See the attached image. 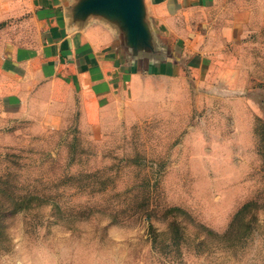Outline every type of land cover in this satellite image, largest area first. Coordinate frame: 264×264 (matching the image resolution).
I'll return each instance as SVG.
<instances>
[{
  "label": "rangeland",
  "instance_id": "obj_1",
  "mask_svg": "<svg viewBox=\"0 0 264 264\" xmlns=\"http://www.w3.org/2000/svg\"><path fill=\"white\" fill-rule=\"evenodd\" d=\"M201 15L124 109H0V264H264V0Z\"/></svg>",
  "mask_w": 264,
  "mask_h": 264
},
{
  "label": "crops",
  "instance_id": "obj_2",
  "mask_svg": "<svg viewBox=\"0 0 264 264\" xmlns=\"http://www.w3.org/2000/svg\"><path fill=\"white\" fill-rule=\"evenodd\" d=\"M211 3L137 0L128 20L119 0H0V109L12 117L41 92L124 109L144 69L171 62L178 46L189 51L204 20L196 14Z\"/></svg>",
  "mask_w": 264,
  "mask_h": 264
},
{
  "label": "water",
  "instance_id": "obj_3",
  "mask_svg": "<svg viewBox=\"0 0 264 264\" xmlns=\"http://www.w3.org/2000/svg\"><path fill=\"white\" fill-rule=\"evenodd\" d=\"M119 1L121 2L122 9H123L125 16L128 18V20H131V17H132V14L134 12V8H135V4H136L137 0H119ZM127 47L128 46H126L125 48H127ZM127 49H128V51L130 50L129 47Z\"/></svg>",
  "mask_w": 264,
  "mask_h": 264
}]
</instances>
